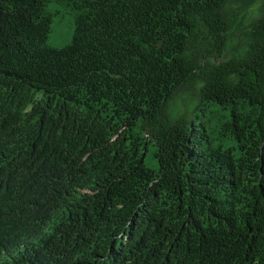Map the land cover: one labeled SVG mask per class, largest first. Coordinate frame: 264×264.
Returning <instances> with one entry per match:
<instances>
[{"label":"trees","instance_id":"1","mask_svg":"<svg viewBox=\"0 0 264 264\" xmlns=\"http://www.w3.org/2000/svg\"><path fill=\"white\" fill-rule=\"evenodd\" d=\"M51 1L0 0V264H264V0Z\"/></svg>","mask_w":264,"mask_h":264},{"label":"rangeland","instance_id":"2","mask_svg":"<svg viewBox=\"0 0 264 264\" xmlns=\"http://www.w3.org/2000/svg\"><path fill=\"white\" fill-rule=\"evenodd\" d=\"M260 4V2H257L254 6L245 11L244 21L246 24H249L259 16ZM47 11L52 15V31L49 35L48 44L57 48L70 44L75 31L76 11L65 3H61L57 0H53L48 4ZM197 104L196 96L193 95V93H186L177 97L172 107L174 113H191L196 110ZM198 120H208L211 131L214 130V126L220 124L217 114L214 113V108H212L211 112L207 111L206 118L201 117ZM147 165L151 168L158 169L157 162L153 157V151H151L148 156Z\"/></svg>","mask_w":264,"mask_h":264}]
</instances>
